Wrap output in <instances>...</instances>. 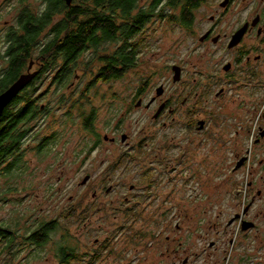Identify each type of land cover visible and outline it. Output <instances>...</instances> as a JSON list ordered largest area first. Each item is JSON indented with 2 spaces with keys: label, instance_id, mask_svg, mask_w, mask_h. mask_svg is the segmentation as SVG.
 I'll list each match as a JSON object with an SVG mask.
<instances>
[{
  "label": "rangeland",
  "instance_id": "374dc122",
  "mask_svg": "<svg viewBox=\"0 0 264 264\" xmlns=\"http://www.w3.org/2000/svg\"><path fill=\"white\" fill-rule=\"evenodd\" d=\"M9 1L0 0V6L5 9ZM220 1L205 0L186 28L159 15L162 10L175 16L180 12L179 3L168 5L169 0H163L137 32L138 39L143 37L148 42L138 65L119 80L95 79L98 66L88 63L94 58L89 50L78 58L76 72L63 84L53 86L41 81L30 86L25 97L35 100L41 109L47 108V112L20 125L26 131L20 145L25 171L0 180V264H61V245L74 249L79 257L68 264H181L179 260L185 257H191L192 264H205L207 257L208 264L217 257H227L222 264H264L262 198L257 199L249 216L257 221V230L247 233L243 240L237 234L242 216L233 218L228 229L234 243L228 245L229 235L224 230L234 217L236 191L240 190L237 198L247 202L262 183V171L257 168L258 161L264 159V141L255 145L254 139L259 123L264 128V98L259 96L254 112L249 89L243 84L245 60L238 68L234 66L231 76L226 75L221 67L233 60L236 51H225L223 43L199 41L212 25L211 15H219L216 32L229 33L256 14L261 0H233L226 10H222ZM151 2L142 0L140 6L148 7ZM27 3L32 9L43 4L40 0ZM15 25L12 14L0 11V50L5 34ZM120 44L111 42L100 50L112 53ZM179 62L186 73L174 85L171 70L165 68ZM56 63L57 67L61 65L63 58L58 56ZM2 66L4 62L0 61ZM160 71L165 73L163 79H158ZM149 76L152 91L155 83L168 80V97L175 92H180L181 98L188 97L180 103L175 120L171 116L153 119L155 107H135L134 90ZM235 76L237 81L231 82ZM222 87L227 90L219 98L216 93ZM151 95L148 90L140 97ZM197 95L200 99L195 103ZM10 104L6 107L13 113L24 102ZM190 107L192 111L185 116ZM91 112L95 114L91 116ZM85 117L91 119L89 126ZM197 119L208 120L205 132L191 133ZM51 135L56 136L55 142L46 153L38 154L37 144ZM104 136L115 141H105ZM239 141L242 144L236 147ZM247 148L251 161L240 187L235 181L238 176H224L230 173L219 161L226 154H244ZM214 170L216 174L210 175L217 177V183L227 181L215 191H201V182ZM87 175L90 179L82 185ZM249 181H253L251 186H247ZM11 188L15 189L9 191ZM256 211L260 214L257 218ZM49 222L56 228L49 232L45 244L38 245L30 237L42 230V223ZM1 231L10 233V243ZM112 236L120 257H101L107 253L111 245L108 237ZM96 239H106L108 246L98 247ZM211 240L216 245L209 248Z\"/></svg>",
  "mask_w": 264,
  "mask_h": 264
},
{
  "label": "trees",
  "instance_id": "16d2710c",
  "mask_svg": "<svg viewBox=\"0 0 264 264\" xmlns=\"http://www.w3.org/2000/svg\"><path fill=\"white\" fill-rule=\"evenodd\" d=\"M162 2L163 0H154L150 9H139L138 12L135 9L141 7L140 0H72L70 5L65 0H44L40 10H37L38 12H33L26 7L23 12L25 15L19 20L23 32L20 35L13 32V44L9 46V74L16 76L21 67L28 64V57L34 43L42 37L39 40L40 45L44 46L41 51L52 55V62L56 65L57 57L63 58L64 63L61 69L63 82L67 79L66 61L72 62L71 72H73L77 66L78 58L89 50L94 52V58L88 63H95V66H98L95 79L107 81L112 76L123 75L135 65L137 50L134 49V40H139L136 36L138 27L143 26L153 16L154 9L159 7ZM203 2L205 0H183V4H181L179 0H169L168 5L180 4L179 15L165 14L164 10L159 15L168 16L169 22L178 23L188 28L193 21V12ZM57 11L66 16L52 28V33H47L46 28L49 21ZM44 32L45 34H43ZM48 34L53 36L49 38ZM115 41H120L121 44L112 53L106 49L100 50L102 46ZM34 78L22 89V95L19 93L11 101L10 106L23 101V107L13 113L9 107H6L0 116V180L5 176H20L25 171L24 150L20 145L26 131H22L20 125L44 111L47 112V108L41 109V105L39 106L35 100L25 97V93L31 85L40 83L34 81ZM90 85L93 83L91 82ZM92 114L95 112H91ZM85 120L89 126L91 119L87 117ZM55 140V135L43 138L37 144L36 152L38 154L46 153L49 150V145ZM14 189L11 188L9 191ZM55 228L54 222L42 223L40 225L42 230L36 231L30 239L38 245H43L49 238V232ZM38 234L41 236L37 237ZM1 235L4 238H9V243L11 242L9 232L1 231ZM75 254L74 249L61 245L58 255L59 262L68 264L72 259L79 258Z\"/></svg>",
  "mask_w": 264,
  "mask_h": 264
},
{
  "label": "flooded vegetation",
  "instance_id": "af4514ba",
  "mask_svg": "<svg viewBox=\"0 0 264 264\" xmlns=\"http://www.w3.org/2000/svg\"><path fill=\"white\" fill-rule=\"evenodd\" d=\"M27 1L28 0H10L8 2V5L5 6L6 7L5 9H3V6H0V11L5 10L9 14H12L13 20H15V22H16V25H15L16 27H14L13 29H10L8 31V33L5 34L4 40L1 41L2 49L0 50V61L4 62V66L0 67V94L3 91H5L12 83H14L19 78L20 75L28 72L30 63H32V67L29 69V71L30 72H36V75H35L36 77L34 78L35 79L34 81H37V82L48 81L53 86H55L57 84H63L64 83L61 80L63 77V73H61V69H62L64 61L61 65L58 63V67H57V65L54 62H52V58H53L52 55L46 54V52L43 53L41 51L44 46L42 44L40 45L39 40L42 39V37L39 38L34 43L33 49H31V53L28 57V64H26L25 67H21L19 73L16 76H15V74L13 76H11V74H9V61H10V54L8 53L9 48H10L9 46L13 44L14 34L17 33L20 35L23 32L21 24L19 25V23H20L19 20L22 19V17L25 15V13H23V12L25 11L26 7L29 8L33 12H38L41 8V6H40L39 8L34 7V9H32L31 5L29 3H27ZM40 1L42 3H44V0H40ZM140 1H142V0H140ZM224 1H226V0H221L219 2V5L222 8V10L229 9L231 7V5L233 4V0H227L228 1L227 5L222 6V3ZM153 2H154V0H152V2L149 4L148 7H145V6L144 7H138L137 9H135V11H137V10L140 11L143 9H146V10L150 9ZM263 5H264V0H261L259 3L260 9H258L256 11V14L253 15L251 17V19H246L245 21L239 23V25L237 27H235L233 30H231L229 33L228 32H224L222 34L219 32L217 33L216 29H217V26L219 24H217L216 22L218 21L219 15H217V16L211 15L209 18H210V22H212V25L210 27H208L199 37V41L202 44L207 43V42H210V43L215 44V45L219 44V43H221V44L223 43V44H225L223 46L225 51H227V52L236 51V54H235V57L233 58V60H231V61L227 60L225 63H223L221 70H220L222 73H225L226 75H230V74L232 75V73L234 71V66H235V69L238 68L240 66V64L242 63V61L245 60L244 66H243L244 73H245V81L243 84L249 89V90H247V92L252 97L251 108L254 109V112H257V110H258L259 96H260V98L261 97L264 98V79H263V74H264V64H263V62H264V8L262 9ZM157 8L158 7H156L154 10H156ZM65 16H66L65 14L58 12V11L55 14H53L52 20L49 21V24L46 28V32L52 33V28L55 25H57L58 22L62 21L65 18ZM244 26L246 27V31H245L244 35L242 36L241 40L239 41V43L236 46L230 48L229 44H230L233 36L237 33L238 30H240ZM67 27L69 28L70 24ZM140 27H142V26H140ZM140 27H138L137 32L140 29ZM18 28H19V30H18ZM48 30H49V32H48ZM17 31H19V32H17ZM13 32H14V34H13ZM137 32H136V36L138 35ZM43 34H45V32ZM51 36H53V35L48 34L49 38ZM147 44H148V42H144L143 37H140L139 40H137V39L134 40V49L137 50V54H136L135 65L131 68H135L138 65V58H139L140 54L143 53ZM35 65L37 66V68L33 69V67ZM65 65H66L65 67L67 68L66 78L71 79L72 73H75L76 70L74 69V71L71 72L72 71V69H71L72 68V62L66 61ZM68 67H69V71H68ZM167 69L171 70V76H172L171 83L174 85H176L181 80L182 76L186 73V67L183 64H180V62L179 63H173L170 65V67H169V65H167L165 68V71ZM127 72L128 71H126L123 75L119 74L118 76H112L108 80H111V79L119 80V79L123 78ZM176 72H179L180 78L178 80H174ZM49 74H50V76L47 77ZM164 74L165 73L163 71H160L157 74L159 76L158 79H163ZM78 77L79 76L76 75L75 78H78ZM151 78L152 77L149 76V77L143 79L145 81V83L142 86L135 88L133 100H135V99L137 100L136 104L139 102L138 103L139 105L136 106V104H135V107L141 108L143 106L144 107L143 109H145V110H149L150 108L155 107L153 119H160V118H163L164 116H167V117L171 116L172 120H175L174 119L175 117H173V116H175L179 113L178 110L181 107L180 103L184 104L188 100V97L187 98H181L180 92L179 93L175 92L172 94V96L168 97L167 92L169 91V89L166 86V82L168 80H161L158 83H155L156 80L153 81L155 84H157V86L152 91V89H151V86H152ZM237 78H238V76L231 78V82H236ZM11 79H13V80L10 82ZM147 79H149V80L146 81ZM6 84H8V85L5 86ZM148 90L150 91V93H153V95H151L149 98L142 99L143 94L145 92H147ZM226 90H227L226 88L222 87L216 93V96H219V98H221V96H223V94L226 93ZM22 91L23 90L20 91V94L22 93ZM154 92H155V95H154ZM140 96H142V97H140ZM198 98H199V95H197V101L195 103H197L199 101L200 98L199 99ZM191 111H192V108L190 107L189 110L184 115L188 116V113H190ZM86 118L87 117H85L84 119H86ZM89 118L90 117H88V119ZM84 119H82V120H84ZM166 124L167 123L164 122V125H166ZM207 125H209V122L207 119H197V125L192 126V130H194V129L195 130L191 133H203L208 128ZM246 132L248 133L247 127H246ZM238 137H239V135L237 134L236 139ZM109 139L113 140L110 142L115 141V138H109L108 136H107V139L105 141H108ZM262 141H264V128L262 126V123H259V125L257 126V134H256L255 139H254L255 145L260 144ZM241 144H242V142H240V141L236 142V145H237L236 147H238ZM241 149H243V146L241 147ZM249 152L250 151L247 148L245 150L244 154H239L240 152L235 153V154H231L232 157H228L226 154V156L224 158H221L219 161V164L221 166H224L225 171L226 172L229 171V173H230V175L225 174L224 176L229 177V178H233V177L238 176L237 178H235V181L237 184H240V187H241L242 182H243L242 178H243L244 170L249 166V164H250L249 162L251 161V159H249L247 157ZM258 163H259V166H258L257 170L262 171V173H260V175H259L260 181L262 182L261 186L256 188V190H255L256 193L252 194L250 201H247V202H244L240 198H237V196L240 195V190L238 189L236 191V193H235L236 195L234 196V203L236 205L234 217H232L227 222V226L224 227L225 233H227L229 235L227 237V245L234 243L233 233H232V231H230L228 229V226H231L234 223L233 218L236 219V218H239V216H242L241 222H240V227L237 230V234H238V236L242 237L243 240H245L247 233H249L253 230H257L259 228V225L255 219H249L250 214L253 212V205L256 203L257 199L262 198L263 203H264V197H263L264 196V159H260L258 161ZM217 164L218 163L214 162V165H217ZM216 171L217 170L211 171L208 174V176L205 177V180H203L201 182V184H200V190L201 191L206 190V191L210 192L211 189H214V191H215L218 188H222V185H224V182L227 180H223V181H220L221 183H217L216 182L217 177L210 175V174H216ZM252 183H253V181H249L247 183V186H251ZM133 189H134V185H131L130 190H133ZM241 192H242V189H241ZM206 197L209 198L210 196L207 195ZM259 215L260 214H258V212L256 211L254 217L257 218ZM90 216H87L86 219H88ZM105 240L106 239L99 241L98 239H96L95 243H98V247H103L105 245L108 246V243H105ZM108 241L111 242V245H109L106 248L105 251L107 253L101 257H120L119 252H115V238H114V236H112V238H110V239L108 237ZM210 242H211L210 244L208 243L209 248L216 245V243L214 241L211 240ZM97 255H99V254H97ZM196 255L197 254H195V256ZM243 256L244 255H241V257H243ZM208 258L209 257H207L205 259V264H208V262H209ZM226 258L227 257H217L213 264H222L223 260ZM221 260H222V262H221ZM179 262H181V264H192V258L191 257L181 258L179 260ZM172 264H178V262L174 261Z\"/></svg>",
  "mask_w": 264,
  "mask_h": 264
},
{
  "label": "water",
  "instance_id": "95a60500",
  "mask_svg": "<svg viewBox=\"0 0 264 264\" xmlns=\"http://www.w3.org/2000/svg\"><path fill=\"white\" fill-rule=\"evenodd\" d=\"M68 5L71 4L72 0H65ZM228 1H224L222 3V6H226ZM246 31V27H242L240 30L237 31V33L233 36L229 47H234L236 46L239 41L241 40L242 36L244 35ZM32 67V63L29 65V69ZM28 69V72L22 74L19 76V78L12 83L5 91H3L0 94V116L3 114L6 106L15 98L20 91L27 86L30 81L35 77L36 72H30ZM180 78L179 72H176L174 80H178ZM105 139H107V136H104ZM89 175L85 176L81 182V184H85L89 180Z\"/></svg>",
  "mask_w": 264,
  "mask_h": 264
}]
</instances>
